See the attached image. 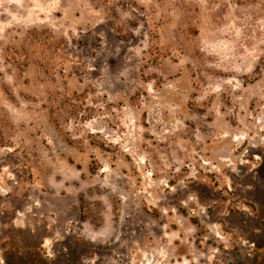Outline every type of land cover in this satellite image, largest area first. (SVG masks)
<instances>
[{
	"label": "rangeland",
	"instance_id": "rangeland-1",
	"mask_svg": "<svg viewBox=\"0 0 264 264\" xmlns=\"http://www.w3.org/2000/svg\"><path fill=\"white\" fill-rule=\"evenodd\" d=\"M0 264H264V0H0Z\"/></svg>",
	"mask_w": 264,
	"mask_h": 264
}]
</instances>
